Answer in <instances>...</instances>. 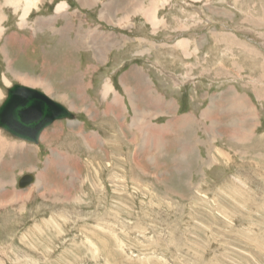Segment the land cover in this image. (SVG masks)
<instances>
[{
    "label": "rangeland",
    "instance_id": "obj_1",
    "mask_svg": "<svg viewBox=\"0 0 264 264\" xmlns=\"http://www.w3.org/2000/svg\"><path fill=\"white\" fill-rule=\"evenodd\" d=\"M66 1L80 5L72 14L82 8L83 0ZM159 1L83 9L80 16L100 18L90 26L109 45L93 66L80 56L86 19H58L73 26L71 54L50 56L60 69L50 78L37 75L49 94L33 88L75 119L54 122L38 144L0 129L19 146L0 147V203L12 192L20 198L0 205V264H264V0ZM48 2L29 17L28 36L35 20L50 35ZM7 6L0 0V14L11 16L0 49L16 29L27 34ZM61 42H49V52ZM21 51L28 65L20 58L18 69L0 54V105L9 87L25 84L18 70L40 60L31 47ZM27 173L37 182L18 189Z\"/></svg>",
    "mask_w": 264,
    "mask_h": 264
},
{
    "label": "crops",
    "instance_id": "obj_2",
    "mask_svg": "<svg viewBox=\"0 0 264 264\" xmlns=\"http://www.w3.org/2000/svg\"><path fill=\"white\" fill-rule=\"evenodd\" d=\"M31 1L33 2L31 5L34 6L35 8L31 6L32 8H31V11H30L29 15L24 19L23 18L24 10L20 9L21 5H18L17 3L15 4L16 0H5V5H8L9 4L7 7H10L8 10H11L12 11V15L16 16V18H19V20L17 19V21L20 22V26L22 28L26 27L27 25H30L31 23H27V22L29 20V17L31 16V14L33 15V12H37L38 10L41 11V9L43 7V3H41L42 0H31ZM56 1L57 0H50V2H48V3H50L51 6L54 5V9H53V16L54 17H51V18L48 17L47 18V20L50 19V35L47 34L46 32H44L43 34L40 33L37 30V28H36V20H35L33 22V25L30 26L32 28L30 30L31 33H30L29 36H28V31H27L26 28H24L27 31V34L25 36L18 34V31L16 29V35H15L16 38L15 37L9 38L10 44H7L8 47H6V45H4V49H0L1 50L0 51V54L1 55H7L8 54L9 57L12 58V60L15 62L14 69L17 68L18 60L20 58H23L22 56H20V55H23V53L21 51L22 50V47H25V48L26 47L27 48L28 47H31L33 50H35V52L38 53L40 60L37 63L36 68L33 71L18 70V71H20V72H22L24 74H22V73L15 74V76H17V78H18L19 75H22V76H27L31 80L37 82V85L34 86V87H37V86H43V87L46 86L47 87V84L42 85L43 83H46V82L45 81H43V82L42 81H39L38 76L39 77L41 76L40 78H42L43 80H45V78H50V73H49L50 71H52L54 73H58V71H60V69L58 67H56L55 64H53L52 59L50 58V56H53V57L58 56L59 52H61V51H66L63 54V56H69L71 54V53H68L67 50H66L67 47H68V45H69V43H70L69 38L67 37V34L71 33V31L73 30V26L71 24L67 23L63 27H59V20H58L59 18L61 20L62 19L65 20L66 18H69L71 15H74L78 19H86L85 22L88 24V27H86L85 29H80V31L83 30L84 37L86 39V42L85 43H82V44L89 46L87 51H85L83 53H80V56H85L86 57V60L83 62L86 66H87V64L88 65L90 64V66H93L94 62L96 64H98V61L99 60L103 61L104 51H107L108 48H109V45L107 43H104L103 42V40H104V38L102 37V31L103 30H101V28L96 27V26H90L91 24L94 25L93 23H95V21L96 22L101 21L100 18L93 19V18H88L87 15L80 16V13H81V11H83V9H86V10L90 11V13L92 15H95V7L98 6L97 3L100 2L101 0H83L82 1V4H81V7L82 8H80L78 10L79 12L78 11H75V12H73V14L71 13V10L73 9L72 6H76V5L80 6L79 4H73V5L66 4L67 3L66 0H60L56 4ZM132 1L133 2H130V4H128V6H132L135 9H139L146 2V0L145 1L144 0H132ZM142 1H144V2H142ZM161 1L162 0L159 1V4H161ZM188 1H191V3L197 4V3H202L204 1L205 2H209L210 0L209 1H206V0H200V1L188 0ZM24 2L27 3L28 0H24ZM150 2H151V0H148V3H149L148 5H150ZM62 5H64V6H62ZM87 7H91V8L88 9ZM147 7L149 8V6H147ZM64 9H65V11L62 12V10H64ZM142 10H144V9H142ZM144 13H146V12L144 11ZM137 14L138 13H136L134 15L137 16ZM147 14H150V12L147 11ZM17 15H20V16L17 17ZM103 16H104V11L101 14V18H103ZM4 18L5 19H2V16L0 14V19L3 21V22L0 21V23H1V25H0V35L2 33H5L6 32V28L4 26L6 25V22L9 21V19L11 18V16L9 17V15L8 16L5 15ZM132 20H133V23H136L134 17H132ZM40 21H43L41 23H44V20H40ZM8 23H10V21ZM144 23L150 25V23L146 22L145 19H144ZM27 28H29V27H27ZM90 29H91V31H89ZM1 31H2V33H1ZM87 34H88V36H87ZM58 38H62V42L59 45V50L56 53H54V52H51L50 53L49 52L50 51V43L56 41V39H58ZM14 41H16L17 44L22 45L21 48L20 47H17V46L14 47L13 46V44H15V43H13ZM37 43H38V45H39V43H44V45H41V46L38 47L36 45ZM46 43H49V44H46ZM44 50L47 51L48 53L45 52ZM18 51H20V53H19L20 55L16 54V52H18ZM11 54H12V56H11ZM74 56H78V53H74ZM69 58L70 57H67V61L69 60ZM23 60L26 62V65H28L27 60H25L24 58H23ZM52 64H53V67H51ZM88 68H89V66L86 67V69H88ZM88 71H90V70H88ZM51 77H53V76H51ZM28 86H30V85H28ZM31 87H33V86H31ZM107 87L108 86L106 85L105 86V97L106 98L108 97V95H106V88ZM129 88L130 87L127 86L125 90H128ZM50 89L48 88L49 92H47V91H45V92L47 94H49L51 92ZM2 95L3 94H1V92H0V98L2 97ZM126 96H128V93H127ZM49 134L46 136V138H43V142H46L48 140ZM98 135L99 134H97V138L99 140V136ZM97 143H101V142L98 141ZM0 147H4L3 148V150H4L5 147H19V146L17 144H14L12 146L10 143L7 142L6 139H4L2 137V135L0 133ZM40 149L41 148H39V150ZM0 187H2V181L1 180H0ZM17 187H18V183H17ZM22 190H24V189H22ZM3 191H5V190H1L0 192L4 193ZM6 194H10V193L7 192ZM11 194L14 195V196L10 199V201H4V202L0 203V205H4V206L5 205H9L10 202L13 203L16 200L20 199V198H18L16 196V195H18L17 193L12 192ZM12 200H14V201L12 202Z\"/></svg>",
    "mask_w": 264,
    "mask_h": 264
},
{
    "label": "water",
    "instance_id": "obj_3",
    "mask_svg": "<svg viewBox=\"0 0 264 264\" xmlns=\"http://www.w3.org/2000/svg\"><path fill=\"white\" fill-rule=\"evenodd\" d=\"M74 119L75 114L66 106L22 84L9 87L0 105V129L18 140L34 144H38L43 131L54 122ZM35 182L36 176L27 173L19 179L18 188L26 189Z\"/></svg>",
    "mask_w": 264,
    "mask_h": 264
},
{
    "label": "bare ground",
    "instance_id": "obj_4",
    "mask_svg": "<svg viewBox=\"0 0 264 264\" xmlns=\"http://www.w3.org/2000/svg\"><path fill=\"white\" fill-rule=\"evenodd\" d=\"M7 2V1H6ZM114 2V1H113ZM18 4V5H21V7H20V9H22V10H24V13H23V18L25 19L28 15H29V13H30V11H31V8L32 7H34V6H32L31 4L33 3L31 0H28V2L27 3H25L24 2V0H16V2H15V4ZM38 4V3H37ZM36 4V5H37ZM98 4V3H97ZM9 5V4H8ZM35 5V4H34ZM65 5V4H64ZM64 5H62V6H64ZM118 5V4H117ZM163 5V4H162ZM32 6V7H31ZM90 6V5H89ZM12 7V6H11ZM37 7V6H36ZM115 7V6H114ZM35 8V7H34ZM62 9V8H61ZM104 10V9H103ZM116 10V9H115ZM16 11V10H15ZM63 11H65V9L64 10H62V12ZM116 11H118V10H116ZM105 12H106V10H104V15H105ZM130 12V11H129ZM128 12V13H129ZM152 11H150V14H147V17L149 18L148 20L150 21V22H152L153 23V25L155 26V27H157L158 25H160L159 24V19H158V16H157V13H155L154 11L151 13ZM21 13V12H20ZM60 13V12H59ZM103 13V12H102ZM101 13V14H102ZM125 13V12H124ZM128 13L126 14V15H128ZM19 14V13H18ZM2 16V19H5L4 17H5V15H1ZM124 16V15H123ZM125 17V16H124ZM128 17V16H127ZM7 18V17H6ZM129 19V18H128ZM147 19V18H146ZM108 20V19H107ZM0 21H2L1 19H0ZM5 21V20H4ZM3 22V21H2ZM24 22V21H23ZM115 22V21H114ZM149 22V23H150ZM120 24V23H119ZM151 24V23H150ZM0 25H1V23H0ZM125 25V24H124ZM35 26V25H34ZM93 32V31H92ZM156 32V31H155ZM1 33H2V31H1ZM3 34V33H2ZM108 34V33H107ZM26 35V34H25ZM109 35V34H108ZM30 41V40H29ZM18 79H20V80H22V82L23 83H25V84H27V85H30V86H36L37 85V82H35V81H33V80H31L29 77H27V76H22V75H19L18 76ZM42 85H44V84H42ZM109 85V84H108ZM44 90L45 91H47V92H49V90H48V88L46 87V86H44ZM109 92H112V91H110V86H108L107 88H106V95H108L109 94ZM114 93H115V91H114ZM120 96V95H119ZM115 97V96H114ZM121 101V100H120ZM114 105H115V103H114ZM117 106V105H116ZM238 107H242V106H238ZM141 113V112H140ZM138 114V113H137ZM143 116V115H142ZM149 117H152V116H146V115H144V117H141L140 118V121H141V123L143 124L144 123V126H146V127H149V124L147 123L148 121L147 120H149ZM154 118H156V117H154ZM192 120V119H191ZM255 120H256V118H255ZM139 124V123H138ZM135 125V124H134ZM140 125V124H139ZM215 125H216V123H215ZM182 127V126H181ZM145 131H146V129H145ZM144 131V135H149L150 134V131L148 130V131H146L145 132ZM81 132V131H80ZM252 132V131H251ZM84 133V132H83ZM245 135V134H244ZM249 135H250V133H249ZM252 135V134H251ZM85 139V141L84 142H86V137H84ZM192 142V141H191ZM59 160H61V159H59ZM68 162V161H67ZM52 164V163H51ZM55 164V163H54ZM62 164V163H61ZM235 180H237V179H235ZM39 182V181H38ZM36 183V182H35ZM35 186V185H34ZM39 187V186H38ZM28 188V187H27ZM247 234V233H246ZM259 241V240H258ZM89 244H90V246L94 249V253L95 252H97L99 249L97 248V246L94 244V242H92L90 239H88V241H87Z\"/></svg>",
    "mask_w": 264,
    "mask_h": 264
}]
</instances>
